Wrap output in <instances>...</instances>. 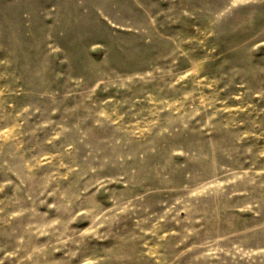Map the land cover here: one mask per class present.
Returning <instances> with one entry per match:
<instances>
[{"label": "rangeland", "instance_id": "1", "mask_svg": "<svg viewBox=\"0 0 264 264\" xmlns=\"http://www.w3.org/2000/svg\"><path fill=\"white\" fill-rule=\"evenodd\" d=\"M0 264H264V0H0Z\"/></svg>", "mask_w": 264, "mask_h": 264}]
</instances>
